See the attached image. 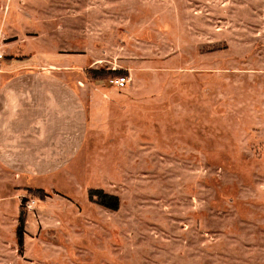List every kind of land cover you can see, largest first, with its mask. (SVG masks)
Masks as SVG:
<instances>
[{"label":"rangeland","instance_id":"374dc122","mask_svg":"<svg viewBox=\"0 0 264 264\" xmlns=\"http://www.w3.org/2000/svg\"><path fill=\"white\" fill-rule=\"evenodd\" d=\"M0 51L75 64L88 126L64 169L0 172V264H264V0H0Z\"/></svg>","mask_w":264,"mask_h":264},{"label":"crops","instance_id":"0c3cea01","mask_svg":"<svg viewBox=\"0 0 264 264\" xmlns=\"http://www.w3.org/2000/svg\"><path fill=\"white\" fill-rule=\"evenodd\" d=\"M33 57L0 64V172L16 182L64 169L88 133L82 81L67 76L76 65Z\"/></svg>","mask_w":264,"mask_h":264},{"label":"trees","instance_id":"16d2710c","mask_svg":"<svg viewBox=\"0 0 264 264\" xmlns=\"http://www.w3.org/2000/svg\"><path fill=\"white\" fill-rule=\"evenodd\" d=\"M91 71L96 74V77L103 76V75L108 74V73L120 74L122 72L121 70H115V69L114 70H108V72H104L102 70H96V69H93ZM117 76H126V75H115L114 77H117ZM30 192H33V193L38 192V194H39V193H42L43 190L41 188H35L34 191L30 190ZM39 196L41 197L42 195H39ZM88 197L90 200L96 202L100 206L108 208L112 211H117L119 208V203H120L119 197L117 195L106 193L102 189L90 188L88 190ZM18 221H19V226H18V234H17L18 235L17 236V243L19 246H22V244H23L22 232H23V228H24L25 218H24L21 211L19 213Z\"/></svg>","mask_w":264,"mask_h":264},{"label":"built area","instance_id":"2783aa9c","mask_svg":"<svg viewBox=\"0 0 264 264\" xmlns=\"http://www.w3.org/2000/svg\"><path fill=\"white\" fill-rule=\"evenodd\" d=\"M4 59V53L0 51V64ZM129 78L127 76H117L109 79V83L113 85L115 88L121 89L127 85ZM34 204V200L27 199L23 205L24 209L29 210Z\"/></svg>","mask_w":264,"mask_h":264}]
</instances>
